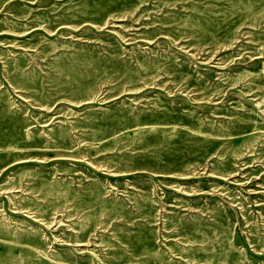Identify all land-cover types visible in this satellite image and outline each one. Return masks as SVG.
Here are the masks:
<instances>
[{
    "label": "rangeland",
    "instance_id": "rangeland-1",
    "mask_svg": "<svg viewBox=\"0 0 264 264\" xmlns=\"http://www.w3.org/2000/svg\"><path fill=\"white\" fill-rule=\"evenodd\" d=\"M0 264H264V0H0Z\"/></svg>",
    "mask_w": 264,
    "mask_h": 264
}]
</instances>
